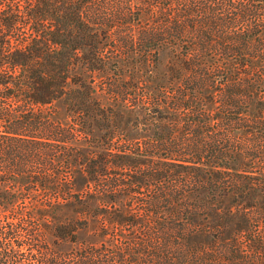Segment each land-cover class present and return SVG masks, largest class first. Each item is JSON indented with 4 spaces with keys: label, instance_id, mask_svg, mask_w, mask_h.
I'll return each mask as SVG.
<instances>
[{
    "label": "trees",
    "instance_id": "1",
    "mask_svg": "<svg viewBox=\"0 0 264 264\" xmlns=\"http://www.w3.org/2000/svg\"><path fill=\"white\" fill-rule=\"evenodd\" d=\"M0 264H264V0H0Z\"/></svg>",
    "mask_w": 264,
    "mask_h": 264
}]
</instances>
